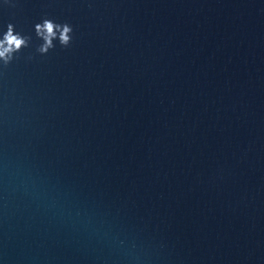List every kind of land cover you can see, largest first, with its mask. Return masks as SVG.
<instances>
[{
    "label": "water",
    "instance_id": "water-1",
    "mask_svg": "<svg viewBox=\"0 0 264 264\" xmlns=\"http://www.w3.org/2000/svg\"><path fill=\"white\" fill-rule=\"evenodd\" d=\"M10 30L0 264H264V0H0Z\"/></svg>",
    "mask_w": 264,
    "mask_h": 264
},
{
    "label": "clouds",
    "instance_id": "clouds-1",
    "mask_svg": "<svg viewBox=\"0 0 264 264\" xmlns=\"http://www.w3.org/2000/svg\"><path fill=\"white\" fill-rule=\"evenodd\" d=\"M53 26L51 24L47 25V32L49 34L52 33ZM65 41L67 40V37L64 38ZM23 43L22 40H20L17 37H14L11 33V30L9 31L6 39L4 41H0V58L5 57L8 53H10L13 50V47L18 49L21 44ZM5 44L8 45V47H5Z\"/></svg>",
    "mask_w": 264,
    "mask_h": 264
}]
</instances>
